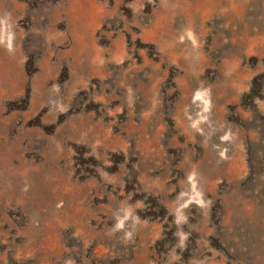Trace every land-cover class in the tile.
I'll list each match as a JSON object with an SVG mask.
<instances>
[{
    "label": "rangeland",
    "instance_id": "rangeland-1",
    "mask_svg": "<svg viewBox=\"0 0 264 264\" xmlns=\"http://www.w3.org/2000/svg\"><path fill=\"white\" fill-rule=\"evenodd\" d=\"M0 264H264V0H0Z\"/></svg>",
    "mask_w": 264,
    "mask_h": 264
}]
</instances>
